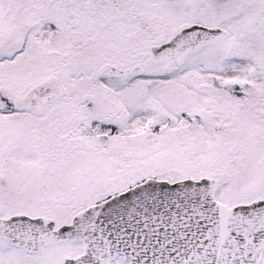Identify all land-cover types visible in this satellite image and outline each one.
<instances>
[{"label":"snow or ice","instance_id":"obj_1","mask_svg":"<svg viewBox=\"0 0 264 264\" xmlns=\"http://www.w3.org/2000/svg\"><path fill=\"white\" fill-rule=\"evenodd\" d=\"M0 264H264V0H0Z\"/></svg>","mask_w":264,"mask_h":264}]
</instances>
